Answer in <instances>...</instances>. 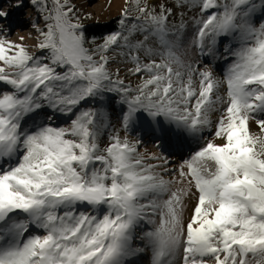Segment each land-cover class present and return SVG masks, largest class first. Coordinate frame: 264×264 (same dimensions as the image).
Segmentation results:
<instances>
[{
  "label": "snow or ice",
  "instance_id": "obj_1",
  "mask_svg": "<svg viewBox=\"0 0 264 264\" xmlns=\"http://www.w3.org/2000/svg\"><path fill=\"white\" fill-rule=\"evenodd\" d=\"M29 3L32 45L0 24V264H264V0H124L99 38Z\"/></svg>",
  "mask_w": 264,
  "mask_h": 264
},
{
  "label": "rangeland",
  "instance_id": "obj_2",
  "mask_svg": "<svg viewBox=\"0 0 264 264\" xmlns=\"http://www.w3.org/2000/svg\"><path fill=\"white\" fill-rule=\"evenodd\" d=\"M23 2L26 5L25 7L16 8L12 6V3H10L9 0H7V2L4 3V8L6 11L10 12V15L6 20L0 21V24L11 28V39L18 40L19 37L23 36L25 37L24 42L28 45H32L34 43V40L31 38L34 35L33 31L28 33L22 28L32 27V22L36 19V13L29 3V0H23ZM73 3H75L82 17L87 16L89 13L91 14L90 19H83V23L86 26L88 24L91 25L108 21L112 17L119 15L120 10L124 5V0H73ZM216 71L218 74L220 70L217 69ZM58 122L63 123V118L56 121V123ZM252 131H258L255 124L252 125ZM196 146V143L193 141L182 148L174 149L176 154L172 159L179 162L182 156L186 157L190 151L196 148ZM145 149L150 152L158 151V149L147 138L145 139L144 148H142L141 151H144ZM179 149L184 151L179 152Z\"/></svg>",
  "mask_w": 264,
  "mask_h": 264
},
{
  "label": "trees",
  "instance_id": "obj_3",
  "mask_svg": "<svg viewBox=\"0 0 264 264\" xmlns=\"http://www.w3.org/2000/svg\"><path fill=\"white\" fill-rule=\"evenodd\" d=\"M11 3V0H9ZM119 15H116L109 19L108 21H103L96 24L86 25V34L91 37H101L109 32L115 31L118 29L119 25L117 23V18ZM59 123V122H58Z\"/></svg>",
  "mask_w": 264,
  "mask_h": 264
},
{
  "label": "bare ground",
  "instance_id": "obj_4",
  "mask_svg": "<svg viewBox=\"0 0 264 264\" xmlns=\"http://www.w3.org/2000/svg\"><path fill=\"white\" fill-rule=\"evenodd\" d=\"M23 30L27 31L28 33L32 32V27H24L22 28ZM220 74V71L218 73V75ZM175 151V150H174ZM184 150L179 149V152H183ZM186 151V150H185Z\"/></svg>",
  "mask_w": 264,
  "mask_h": 264
}]
</instances>
